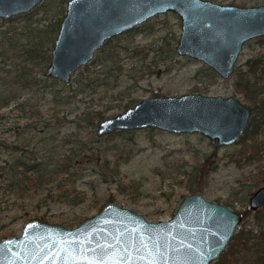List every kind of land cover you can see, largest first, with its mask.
<instances>
[{"label":"rangeland","instance_id":"rangeland-1","mask_svg":"<svg viewBox=\"0 0 264 264\" xmlns=\"http://www.w3.org/2000/svg\"><path fill=\"white\" fill-rule=\"evenodd\" d=\"M67 1L42 0L27 13L8 19L0 17V52L10 42V48L15 50H9L5 56L11 54L9 61H13L14 51L41 42V64L47 58L44 63L46 71L58 30L56 34L48 32L45 39L43 31L54 21L63 19ZM212 1L239 7L264 4V0ZM180 32L181 20L176 13L156 14L133 29L108 39L87 64L72 74L70 84L49 77L45 85L42 82L41 93L33 92V97L41 95V119L47 117L51 121L49 131L41 133L42 148V139L46 136L57 142L69 135L71 138L81 137L92 150L74 165L79 174L73 183L66 182L68 187L71 185L69 200L55 196L44 198L47 188L55 189L58 182L55 179L43 184L33 197L24 199H17L15 194H8L0 188V240L19 234L30 219L75 226L109 201L140 213L149 221L166 220L190 193L187 188L190 183H194L195 191L210 201L227 205L235 211L248 209L234 233L242 227L252 228L254 233L260 227L264 229V207L258 213L248 208L249 196L264 184L256 182L264 176V148L256 158L246 161L238 142L215 147L208 137L198 132L173 133L145 128L135 134L121 130L103 136L96 134L101 119L121 113L142 98L154 96L192 92L234 96L250 109L249 120L253 115L255 117L254 103L239 92L236 81L240 73L247 70L248 60L264 54V36L244 43L235 71L223 79L203 61L177 53ZM7 63L1 65L8 66ZM98 75L107 86L100 83L94 90L91 86L83 87L89 80L97 82ZM251 81L260 87L261 83H256L254 75H251ZM261 97L263 94H259L258 98ZM12 103L0 108V113L7 114L6 118L0 119V139L8 145L23 144L27 136L12 134L14 117L8 113ZM95 114L100 118L90 125L89 120ZM58 122H63L60 128ZM253 122L257 124L256 118ZM258 125L256 139L264 141V119ZM94 136L99 139L95 140ZM50 138L47 146L52 142ZM67 147V144L57 146L54 155ZM10 148L0 144V165L7 159ZM256 216L259 220L255 219ZM219 258L210 264H224Z\"/></svg>","mask_w":264,"mask_h":264},{"label":"water","instance_id":"water-1","mask_svg":"<svg viewBox=\"0 0 264 264\" xmlns=\"http://www.w3.org/2000/svg\"><path fill=\"white\" fill-rule=\"evenodd\" d=\"M42 0H0L4 19L27 13ZM181 20L178 54L199 59L223 79L234 71L244 43L264 36V4L239 7L212 0H68L51 50L47 76L68 85L106 40L156 14ZM250 109L236 97L197 92L145 97L101 119L96 134L158 128L198 132L215 147L236 142ZM264 207V184L248 198L252 211ZM243 213L206 199L183 198L166 220L149 221L114 201L71 227L30 219L17 235L0 240V264H210L225 249Z\"/></svg>","mask_w":264,"mask_h":264},{"label":"trees","instance_id":"trees-1","mask_svg":"<svg viewBox=\"0 0 264 264\" xmlns=\"http://www.w3.org/2000/svg\"><path fill=\"white\" fill-rule=\"evenodd\" d=\"M61 21L62 18L44 29V39L47 38L50 31H54L56 34ZM42 39L43 37H41V41ZM9 44L10 42H7L0 52V73H2L0 75V108L9 106L13 102L8 111L14 117L15 126L12 134L15 133L17 136L23 134L27 137H24L23 144L14 143L11 145L0 139V144L11 147L7 159H4L0 165V188L5 189L8 194H15L17 199H24L33 197L35 193L41 190L43 184L55 179L58 180L55 189L47 188L44 198L62 197L69 200L71 185L68 187L66 182L73 183L76 175L79 174L74 169V165L79 163V158L85 156L92 148L88 147L86 141L81 137L71 138L69 135H65L62 140L57 142L46 136L42 139L44 148L41 147V133L49 131L51 121L47 117L41 119V95L33 97V92L41 93V84L49 79L44 69L47 58L41 64L42 43L40 42V44L35 43V45L24 46L18 51H14L12 56L15 59L9 61L11 54L8 55L10 57L5 56V54L9 50H15L11 49ZM2 62L7 63L8 66L1 65ZM214 74L216 75L215 72ZM256 74L257 76H255ZM251 75H254L256 83H261L260 87L253 85ZM102 79L98 75L99 81L94 83L93 80H89L83 87L91 86L94 90V87L100 83L107 86V82L100 81ZM54 81L58 83V81ZM62 86L65 85L62 84ZM236 86L239 92L243 93L251 103H254V108L257 109L255 117L253 115L252 120L248 121L244 134L236 141L240 144L241 152H243L246 161H250L256 158L258 152L264 148V141L257 140L255 135L258 131L259 121L264 119V54L248 60L247 70L240 73ZM83 87L81 90H84ZM259 94H263V97L258 98ZM54 102L56 103L57 100L54 99ZM6 115L0 113V119L6 118ZM99 118L100 115L95 114L92 120H89V124L94 125ZM255 118L257 124L253 122ZM62 124L63 122H58V128ZM8 130H11V127ZM120 132L135 134L137 130H121ZM49 138L52 142L47 146ZM97 139L99 138L95 137V140ZM72 142L73 144H71ZM65 144L69 146L66 148L67 150L64 149L54 155L57 146H64ZM41 151H43L42 154ZM256 182L264 183V176L259 177ZM187 188L190 193L197 189L194 183L188 184ZM260 210L261 208L257 209L256 213ZM248 212V209L242 212L243 218ZM255 219L259 220V217L256 216ZM252 230V228L242 227L239 232L233 234L224 252L219 256L224 264H264V229L260 227L257 233Z\"/></svg>","mask_w":264,"mask_h":264},{"label":"flooded vegetation","instance_id":"flooded-vegetation-1","mask_svg":"<svg viewBox=\"0 0 264 264\" xmlns=\"http://www.w3.org/2000/svg\"><path fill=\"white\" fill-rule=\"evenodd\" d=\"M258 5H259V4H258ZM106 41H107V40H106ZM106 41H105V42H106ZM103 45H104V44H103ZM261 208H262V207H261ZM258 209H259V208H258Z\"/></svg>","mask_w":264,"mask_h":264}]
</instances>
